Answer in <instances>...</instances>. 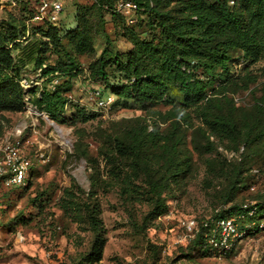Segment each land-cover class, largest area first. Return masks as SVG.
Here are the masks:
<instances>
[{
	"label": "rangeland",
	"instance_id": "1",
	"mask_svg": "<svg viewBox=\"0 0 264 264\" xmlns=\"http://www.w3.org/2000/svg\"><path fill=\"white\" fill-rule=\"evenodd\" d=\"M64 2L57 29L61 42L67 46L65 34L76 26L77 9L84 10L90 2ZM9 16L25 28L22 47L12 52L15 62L22 65V90L27 93L36 87V95L42 87L59 90L67 101L57 121L32 105L28 93L21 111L0 112V160L4 142L18 141L19 155L32 164L27 174L33 172L31 184L25 188L5 185L0 175V264H264V230L242 238L229 256L218 257L208 255L199 244L190 241L192 236L185 228L190 218L200 223L214 215H226L232 203L254 202L249 192L238 190L245 185L243 178L230 193V162H234L233 158L238 161L242 151L244 170L264 169V137L249 146L241 145L238 152L224 150L227 140L223 139L219 141L222 150L218 147L204 153L194 136L197 149L188 146L191 168L172 182L166 193V210L155 219L146 217L144 204L128 203L118 187L107 186L116 168L105 157L112 150L105 134H112L127 120L141 118L146 124L152 120L143 105L110 93L111 87L126 82L123 72L113 63L116 57L127 61L132 51V45L123 37L126 26H134L142 38L156 33L148 29L144 15H131L132 22L122 16L125 24L120 17L104 13V34L93 39L94 57L75 55L77 67L71 74H57L45 81L24 52L25 46L36 39L50 41L45 36L49 26L33 20V10L25 0H0V20ZM87 18L94 24L93 16ZM48 47L44 63L54 64L59 54L50 44ZM105 47L109 52L105 58L111 63L106 67L107 80L101 82L90 78L89 64ZM237 61L231 67L235 74L243 66ZM252 71L256 81L247 90L235 88L229 95L244 113L250 112L260 98L264 64L257 63ZM98 89L100 98H113L106 107L97 104ZM166 108L168 105L161 104L156 109ZM100 149L102 155L98 154ZM81 153L86 156H77ZM116 159L121 176L141 185V176L128 160L120 155ZM262 187L264 180L258 179L250 192ZM228 197L232 203L227 202Z\"/></svg>",
	"mask_w": 264,
	"mask_h": 264
},
{
	"label": "trees",
	"instance_id": "2",
	"mask_svg": "<svg viewBox=\"0 0 264 264\" xmlns=\"http://www.w3.org/2000/svg\"><path fill=\"white\" fill-rule=\"evenodd\" d=\"M115 2L97 0L90 2L84 10L77 9L76 26L64 38L69 49L58 35L59 24L49 23L45 24L49 26L45 33L50 40L48 43L36 39L25 46L24 56L35 69H40L44 81L57 74H71L77 67L75 55L94 57L93 39L95 35L104 34V13L118 16L125 23L123 17L113 11ZM131 2L135 15H144L143 21L148 29L156 33L142 38L134 26H126L123 37L132 45V51L127 61L113 59L126 82L111 87L110 93L118 99L143 105L152 120L150 124L141 118L127 120L112 134H105L107 141L112 143L111 153L105 157L116 168L112 172L113 180L107 186L118 187L120 196L128 203L144 204L146 217L155 219L166 210V193L172 182H177L191 168L188 146L197 149L194 136L204 153L221 148L219 141L223 139L227 140L222 147L224 150L238 152L241 145L249 146L264 137V80L260 98L248 113L238 110L229 96L235 88L247 90L257 78L252 67L257 63L264 64V0ZM87 15L93 16L94 24ZM24 36L25 28L17 19L9 16L0 20V112L21 111L28 93L32 105L57 121L67 101L59 90L49 91L42 87L36 95V87L26 93L20 85L22 65L15 62L12 52L22 47ZM49 44L59 54L54 64L44 63L43 56L49 50ZM108 54L105 47L99 57L91 61L90 78L101 82L107 80L106 67L111 63L105 58ZM234 61L243 63L238 74L231 70ZM161 104L168 105V108L164 111L156 109ZM103 153L101 149L98 151L100 155ZM242 153H238V161L233 158L234 162H230L233 178L229 191L238 188L243 178L245 185L238 190L249 192L254 199L251 200L256 212L251 220H262L264 188L250 192V187L258 184V179L262 180L264 169L250 167L244 170ZM80 155L86 156L85 153L77 154ZM117 155L127 159L137 171L142 178L141 185L121 176L119 163L115 164ZM32 173L26 184L19 188L31 184ZM227 202L232 203L230 197ZM240 205L232 203L224 216L240 211ZM224 216L214 215L212 218ZM91 222L96 227L93 218ZM259 231L246 230L245 237ZM204 233L205 229L199 227L190 241L199 244L210 255L205 247Z\"/></svg>",
	"mask_w": 264,
	"mask_h": 264
},
{
	"label": "built area",
	"instance_id": "3",
	"mask_svg": "<svg viewBox=\"0 0 264 264\" xmlns=\"http://www.w3.org/2000/svg\"><path fill=\"white\" fill-rule=\"evenodd\" d=\"M25 1H28L33 6V20L38 21L40 24H59L60 15L65 9L64 0ZM87 1L96 2L97 0ZM113 11L123 16L127 22H132L129 17L135 15L131 0H116L113 5ZM20 85H23L22 82ZM99 92L100 90L98 89L95 94L98 99L97 104L106 107L112 102L113 98L111 96L100 98ZM18 149V141H5L2 148L3 156L0 160V175L4 178L5 185L15 188L26 184L30 175L27 174V171L31 169L32 166L28 159L19 155ZM252 173L257 174V171L252 170ZM262 180H264V174H262ZM250 190H254V185H251ZM252 204V201L241 203L240 211L231 216L204 219L200 221V223L190 218L186 222L185 228L192 238L199 227L204 228V241L208 253L213 256L224 257L231 253L235 245L245 237L246 230H264V219L251 220V217H253L256 212V208ZM248 218L250 219L247 222L240 223V221H244Z\"/></svg>",
	"mask_w": 264,
	"mask_h": 264
}]
</instances>
